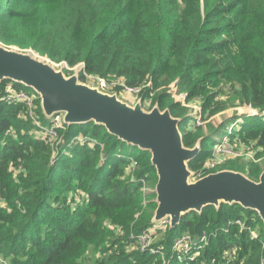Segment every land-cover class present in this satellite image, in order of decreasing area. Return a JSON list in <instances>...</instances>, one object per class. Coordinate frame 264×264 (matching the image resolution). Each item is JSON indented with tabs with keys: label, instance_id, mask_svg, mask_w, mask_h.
Listing matches in <instances>:
<instances>
[{
	"label": "trees",
	"instance_id": "1",
	"mask_svg": "<svg viewBox=\"0 0 264 264\" xmlns=\"http://www.w3.org/2000/svg\"><path fill=\"white\" fill-rule=\"evenodd\" d=\"M0 44L64 63L67 77L82 64V83L87 76L121 80L143 87V100L155 93L153 102L180 119L183 146L200 142L190 171L204 162L227 122L214 127L209 119L228 108L255 110L233 142L264 153V0H0ZM174 82L188 103L199 101L205 127L189 124L185 109L167 105ZM9 90L29 96L32 107L4 102ZM33 122L61 140L54 162V136L34 134L39 126ZM79 136L85 141L73 145ZM150 159L93 122L56 128L32 90L0 82V264H161L135 243L149 235L156 208L152 202L151 210L142 208L145 183L153 188L157 182ZM243 173L257 180L258 169ZM78 190L81 197L74 195ZM202 232L208 239L202 254L182 264H264L263 223L238 204L186 213L155 246L178 264L168 256L173 242ZM88 252L98 258L87 261Z\"/></svg>",
	"mask_w": 264,
	"mask_h": 264
},
{
	"label": "water",
	"instance_id": "2",
	"mask_svg": "<svg viewBox=\"0 0 264 264\" xmlns=\"http://www.w3.org/2000/svg\"><path fill=\"white\" fill-rule=\"evenodd\" d=\"M4 80L31 89L47 119L61 115L63 125L93 122L125 144L150 153L157 176L152 223L169 219L170 229L190 211L201 213L208 206L218 209L220 204H238L256 212L264 225V172L257 182L226 170L190 183L188 163L197 157L200 146H183L180 119L172 117L168 109L144 112L140 104L130 107L114 95L80 84L78 76L65 77L33 53L0 44V82Z\"/></svg>",
	"mask_w": 264,
	"mask_h": 264
},
{
	"label": "rangeland",
	"instance_id": "3",
	"mask_svg": "<svg viewBox=\"0 0 264 264\" xmlns=\"http://www.w3.org/2000/svg\"><path fill=\"white\" fill-rule=\"evenodd\" d=\"M7 48L17 51V52L33 53L36 57L49 61L47 58L40 57L39 55H37L31 50H21L13 46L7 47ZM50 64L56 71L62 72L64 76L66 77L67 74L64 72V69L66 70L68 69L66 64L64 63L55 64L52 62H50ZM82 67H83L82 64L76 66L74 69H72L73 73L70 76L77 77ZM79 83L87 87H90L92 89H97L98 91L104 94L114 95L119 101L125 103L126 105L130 107H133L136 104H140L144 112H150L153 108H159L158 103L153 102L152 95H155V93L148 94L147 95L148 98L143 100V94H142V90L144 89L143 87L136 88L137 89L136 91L131 92L127 90L130 87L125 86L123 81L121 80L120 81L112 80L111 82L108 83L109 84L108 88H102L99 78L97 79L92 76H87L86 81L84 83L82 82H79ZM175 85H176V82L170 85V88L172 89V90L170 89L172 99L169 101L167 105L174 104V105H177L179 109H182V110L185 109L186 116H189L192 119V121L189 124L193 123L195 126L205 127V125L201 122V117H200L201 108L199 106V101L196 100L195 102L188 103L187 94L185 92H182L180 94L175 93V88H174ZM27 91L31 92V89L27 88ZM9 93L10 95L8 96H13V97L18 96L16 92L12 90H9ZM5 101L6 102L9 101V99L5 97ZM166 109H168L170 112V109L168 108V106H166L164 109H160V111H164ZM252 110L254 109L248 106L240 107V108H228L227 110L209 119V122L213 124L214 127L218 126V124H220L221 122L222 123L224 121H227V122L224 123V126L221 129H218L217 134L214 137H212V146L210 147V153L205 159L203 158L204 162L203 163L200 162L201 164L199 163L200 166L196 170L190 171L191 173V177L189 178L190 183L200 180L201 178L207 176L208 174H213V173H217L220 171H226V170L241 173L244 176H246L248 179H250V177H248L246 173L244 174L243 172L246 169H250L252 167L258 169V174H257V180H252V179L250 180L255 181V182L259 180L260 175L264 172V153L259 152L260 154L256 155L257 154L256 149L253 146H250V144L243 145L242 143L233 142V139H235V137L233 136L236 133V131L239 129V126H241V123L244 122V119L249 116L254 115L255 110L254 111ZM171 113L172 112H170V114ZM59 118L62 122L61 115H59ZM234 118H239V119H234ZM33 123L35 124L36 122H33ZM203 131L204 133H206V128H204ZM34 134L36 135L41 134V130L35 131ZM75 139L77 138L74 137L72 140L76 141ZM81 140L82 138H80V142L76 141V142H72V144L73 145L81 144ZM199 144L200 142L196 143L195 145H199ZM233 144H237V145H233ZM188 149H191V148H188ZM54 151L57 152L58 154L57 148H54ZM55 158H57V156ZM240 168L243 170V172L238 171V169ZM144 188H145L144 189L145 195H144V200L142 201V208L144 210L146 209L151 210V207H149V204L151 202L155 203L154 202L155 197L153 198L150 196L151 194H154L153 193L154 187L151 188L149 185H147V183H145ZM68 194L73 195L74 192H70ZM74 195H76L77 197H81L82 192L78 190L76 191ZM75 200L78 201L79 198ZM68 203L72 206L74 205L73 202H71V200L68 201ZM152 218H153V213H152ZM169 222H170L169 219H166L159 224H154L152 223V219H151V223H152L151 228L148 230V232L150 233V237L144 241H140V244L144 245V247L140 249V252L147 251L149 252V254H151V256L154 255L155 258L159 257L161 260V264H171V261L169 259H166V257H161L162 254L160 253L163 252L162 249L160 247L155 246V244L158 243L161 237L165 234V231L167 230V228H169ZM229 222H227L228 227L231 226ZM236 224L240 228L245 227L243 220H239L238 223L236 222ZM111 227L114 230H116V225L115 226L111 225ZM250 234L253 237H256L257 236L256 228L251 229ZM200 235L207 236L206 232H202ZM201 236L193 237V235L189 233L182 234L180 236L182 237V239L180 240V244L176 245L173 249L171 247V249L169 250L168 256H171L173 253H175L174 258L178 264H182L184 260L188 261L190 257H193V260L197 256L199 257L202 254V250L204 249V246H206L208 242V239H206L207 237L203 238ZM193 240H194V244H192ZM185 242L187 243V248L185 247ZM132 249H136V248H129L127 249L128 251L126 252H130L132 251ZM88 253L85 254L88 257L87 261H89V258L91 259L94 257L98 258L97 254L93 255L91 254V252H88ZM224 254H225V258L231 256L230 252H225ZM209 261L210 262H206V264H216L214 260H209ZM196 264H205V263L204 262L200 263L199 261H196Z\"/></svg>",
	"mask_w": 264,
	"mask_h": 264
},
{
	"label": "built area",
	"instance_id": "4",
	"mask_svg": "<svg viewBox=\"0 0 264 264\" xmlns=\"http://www.w3.org/2000/svg\"><path fill=\"white\" fill-rule=\"evenodd\" d=\"M99 81H100V84H101V86H102V88H108L109 87V84L105 81V80H103V79H99ZM128 91H131V92H134V91H136L137 89L136 88H128L127 89ZM18 96H8V95H10V93L9 94H7V95H5L4 97H3V101L4 102H6L5 101V97H7L8 99H9V101H7L6 103H10L11 104V102H13V101H15V100H17V101H21V102H24L27 106H30V108L32 107L31 106V98L29 97V96H26L24 93H16ZM33 110H34V108H33ZM252 111H254V110H252ZM33 114V111L30 113V115H32ZM256 114V112L254 111V115ZM253 115V116H254ZM50 123H52L53 122V124H54V126L56 127V128H63V123L61 122V120H60V118H59V115H54L53 117H51L50 119ZM35 124H37L38 126H39V130H41V127H40V125H39V123L38 122H36ZM41 136H45V135H49V136H54L53 137V144H54V147L56 148V146H58L59 145V143H60V139H56V137H55V134H54V132H53V129L52 128H49V129H46L45 130V132H43L42 130H41V134H40ZM80 138H82V140H81V143H83V140L85 139V138H83L82 136H79ZM79 137H76L77 139H75L77 142H80V138ZM76 141H73V142H76ZM58 148V147H57ZM231 153H233V152H231ZM57 156V152H53V154H52V157H51V162H54L55 161V157ZM238 221L239 220H236L234 223L236 224V222L238 223ZM229 224H231V222H229ZM150 237V233H149V235H144V236H140L139 238H137V240H136V238L134 239V238H132L134 241H135V243H136V245H138L139 247H140V249H142L143 247H144V245H142V244H140V241H144V240H146V239H148ZM187 237V236H186ZM201 237H203V238H205V237H207L206 235H202ZM200 237V238H201ZM189 238V237H188ZM182 239V237H179V238H177L174 242H173V244H172V249L176 246V245H179L180 244V240ZM190 239V238H189ZM207 239V238H206ZM205 239V240H206ZM192 244H194V240L192 241ZM185 247L187 248V243L185 242ZM161 254V253H160ZM173 256H175V253H173L172 255H171V258L173 257ZM177 256H179V255H177ZM161 257H163V255H161ZM192 258L193 257H190L189 259L190 260H192Z\"/></svg>",
	"mask_w": 264,
	"mask_h": 264
}]
</instances>
